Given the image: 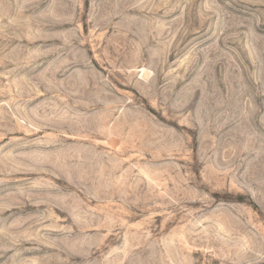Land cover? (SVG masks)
Returning a JSON list of instances; mask_svg holds the SVG:
<instances>
[{"label": "rangeland", "instance_id": "obj_1", "mask_svg": "<svg viewBox=\"0 0 264 264\" xmlns=\"http://www.w3.org/2000/svg\"><path fill=\"white\" fill-rule=\"evenodd\" d=\"M0 264H264V0H0Z\"/></svg>", "mask_w": 264, "mask_h": 264}]
</instances>
